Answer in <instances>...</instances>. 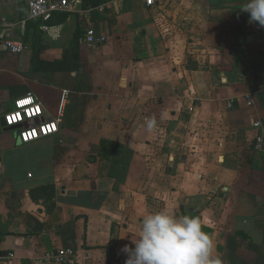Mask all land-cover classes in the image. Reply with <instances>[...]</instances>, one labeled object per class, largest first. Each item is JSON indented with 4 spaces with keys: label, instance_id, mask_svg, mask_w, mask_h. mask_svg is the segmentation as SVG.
<instances>
[{
    "label": "crops",
    "instance_id": "obj_1",
    "mask_svg": "<svg viewBox=\"0 0 264 264\" xmlns=\"http://www.w3.org/2000/svg\"><path fill=\"white\" fill-rule=\"evenodd\" d=\"M114 0L41 30L28 0H0V264H124L142 217L200 219L223 264H264V27L246 0ZM47 25V24H46ZM80 30L78 68L46 72ZM106 38L89 46L86 32ZM33 93L57 134L22 144L1 118ZM249 98V99H248ZM251 104L248 106L247 102ZM146 118H155L152 132ZM103 142V144H102Z\"/></svg>",
    "mask_w": 264,
    "mask_h": 264
},
{
    "label": "clouds",
    "instance_id": "obj_2",
    "mask_svg": "<svg viewBox=\"0 0 264 264\" xmlns=\"http://www.w3.org/2000/svg\"><path fill=\"white\" fill-rule=\"evenodd\" d=\"M249 23L264 27V0H246L242 9ZM155 118H146L145 130L155 129ZM134 247L124 245V264H223L211 235L192 215L176 216L166 210L150 212L140 221Z\"/></svg>",
    "mask_w": 264,
    "mask_h": 264
},
{
    "label": "built area",
    "instance_id": "obj_3",
    "mask_svg": "<svg viewBox=\"0 0 264 264\" xmlns=\"http://www.w3.org/2000/svg\"><path fill=\"white\" fill-rule=\"evenodd\" d=\"M83 0H28V16L31 20L42 22L41 30L48 31L49 27L45 22L49 21L56 13H69L81 9ZM106 3L97 7L84 9L86 15L104 14L109 4ZM153 0H145L147 6L153 5ZM106 38L97 36L93 30L86 32V43L93 47L104 44ZM1 44L5 50L13 55L21 54L27 50V46L21 41L4 38ZM249 99V98H248ZM21 100H29L30 103L21 105ZM250 101L247 102L249 106ZM5 127L24 126L16 131V135L22 144H29L40 139L53 136L58 133L59 126L62 123L61 115L43 118L42 105L33 93H27L16 99L12 110L3 115ZM252 126L259 129L260 132L255 138L254 149L261 150L264 146V129L261 122L255 121ZM42 261L53 264H77L74 250L70 247L58 248L54 251L44 254Z\"/></svg>",
    "mask_w": 264,
    "mask_h": 264
},
{
    "label": "trees",
    "instance_id": "obj_4",
    "mask_svg": "<svg viewBox=\"0 0 264 264\" xmlns=\"http://www.w3.org/2000/svg\"><path fill=\"white\" fill-rule=\"evenodd\" d=\"M111 1H114V0H83L82 8L87 9V8H91V7H97L99 5L106 4V3H109ZM61 14H63V13L54 14L53 17L49 21L45 22V24H47V25L50 24L52 22V19L55 16H60ZM32 21L35 24H39V23L42 24V22L39 20H32ZM79 42H80V30H78L74 34L68 49L64 53L62 60L56 61L53 63L42 62L39 60L38 49H37L36 52L34 51L32 57H31V64H32V66H35L37 68H39L41 66L42 69L46 72L57 71V70H73V71H76L78 68L77 58H78V52H79ZM102 144H103V142H102Z\"/></svg>",
    "mask_w": 264,
    "mask_h": 264
},
{
    "label": "water",
    "instance_id": "obj_5",
    "mask_svg": "<svg viewBox=\"0 0 264 264\" xmlns=\"http://www.w3.org/2000/svg\"><path fill=\"white\" fill-rule=\"evenodd\" d=\"M4 38H11V39H14L13 35H12V32H10V30H4L2 31V33L0 34V40L4 39ZM20 41V40H18ZM1 124L3 126H5V123H4V119L3 117L1 118ZM22 127H28V124H25L24 126H14V127H6V130L7 131H10V132H15L19 129H21Z\"/></svg>",
    "mask_w": 264,
    "mask_h": 264
},
{
    "label": "snow or ice",
    "instance_id": "obj_6",
    "mask_svg": "<svg viewBox=\"0 0 264 264\" xmlns=\"http://www.w3.org/2000/svg\"><path fill=\"white\" fill-rule=\"evenodd\" d=\"M20 103H21V105H26V104H29L30 101L29 100H21Z\"/></svg>",
    "mask_w": 264,
    "mask_h": 264
}]
</instances>
